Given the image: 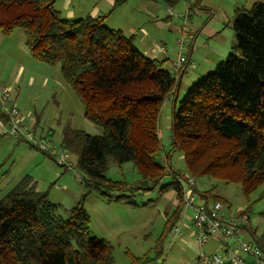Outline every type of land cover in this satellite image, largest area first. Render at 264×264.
<instances>
[{"label":"trees","instance_id":"trees-1","mask_svg":"<svg viewBox=\"0 0 264 264\" xmlns=\"http://www.w3.org/2000/svg\"><path fill=\"white\" fill-rule=\"evenodd\" d=\"M162 1L174 7L182 0ZM55 3L0 0V32L22 30L32 57L60 66L85 118L102 127L103 135L72 128L63 133L61 148L76 157L86 180L85 193L66 218L29 176L0 197V264H115L111 243L91 232L85 209L90 193L134 205V197L152 192L169 175L168 187L178 198L167 219L172 231L184 209L182 176L157 160L163 150L159 117L171 98L172 145L183 154L187 177L236 183L246 199L261 189L264 195V1L236 10V44L226 61L188 88L181 101L184 69L175 74L163 69L165 62L150 60L132 37L107 28L104 17L63 19ZM9 119L0 103V120ZM109 160L119 167L132 163L139 180L110 179ZM203 195L225 205L211 191ZM256 241L264 247V236Z\"/></svg>","mask_w":264,"mask_h":264},{"label":"rangeland","instance_id":"rangeland-1","mask_svg":"<svg viewBox=\"0 0 264 264\" xmlns=\"http://www.w3.org/2000/svg\"><path fill=\"white\" fill-rule=\"evenodd\" d=\"M255 1L264 0H230L231 4L247 9ZM231 4L222 5L227 15L224 28L226 34H234V12L229 7ZM61 5L62 3H58V7ZM186 10L187 8L184 13ZM202 14L195 9L191 10V16L186 20L187 26H196L197 23L203 26L213 16L208 12ZM162 35L167 36L158 41H162L169 51V62L164 64L163 69L174 74L173 63L179 56L187 58L189 44L185 43V50L179 55L180 46L177 41L182 40L183 35L177 30L164 32ZM198 50L200 56L208 51L200 47ZM227 57L222 61H226ZM211 59L210 66H207L201 57L194 56L183 77L178 94L179 101L183 99L188 88L202 77L213 73L222 62L215 56ZM0 84L10 89L11 101L7 106L16 104L25 117L23 136L14 137L0 133V197H5L25 176H29L37 183L38 191L46 193L49 200L59 206L60 214L66 218L68 211L77 205L86 189L85 176L76 167V157L69 154L73 169L66 170L58 165L56 156L36 148L24 132H30L35 142H51L57 149L56 154H60L63 133L67 128L82 130L93 136L103 135V128L85 118L83 105L73 88L64 80L61 67L44 65L32 57L26 45L25 34L20 29H16L9 36L0 32ZM172 113L173 98L166 101L159 117L158 133L163 150L157 160L167 164L174 172L187 176L183 154L174 150L172 145ZM109 161L107 176L110 179L126 180L130 183L139 180L132 163L119 167L112 160ZM172 180V175H169L152 192L134 197V205L108 202L99 192L90 193L85 209L91 219V232L95 237L111 243L115 264H133L134 258L144 260L143 264H197L195 253L188 254L178 249L183 247L182 238H175V234L169 230V224L167 225L168 217L178 207L177 192L168 187ZM183 184H186V180ZM196 186L199 193L196 199L198 203H203V194L211 191L213 196L224 199L228 212L234 213L238 208L247 211L256 238L245 232L242 234L244 241L256 243V239L264 236V195H259L263 189L246 199L236 183L202 178L196 180ZM164 188L167 189L162 191ZM193 215V210L183 209L181 219L185 216L191 218ZM177 226H181L179 222ZM185 235L188 238L189 233L186 231ZM212 246L213 240L204 250L212 252ZM217 251L216 253H221ZM157 252H161L160 256H157Z\"/></svg>","mask_w":264,"mask_h":264},{"label":"crops","instance_id":"crops-1","mask_svg":"<svg viewBox=\"0 0 264 264\" xmlns=\"http://www.w3.org/2000/svg\"><path fill=\"white\" fill-rule=\"evenodd\" d=\"M256 2L263 1H255L254 3ZM58 3H62L61 7H58ZM225 3L231 4L230 0H182L174 7H169L162 0H56L55 9L60 13L63 19L67 20H82L87 17H104L103 22L107 28L120 30L126 36L132 37L139 51L150 60L160 63L169 62L168 48L162 41H158L167 36L162 34H164V32L169 33L171 30H177L182 35H186L185 43L189 44L187 56L189 64L179 75L182 85L183 77L187 72L188 66L193 62L192 59L194 56L201 57L202 61L207 66H210L209 64H211L210 61L213 56L222 61L229 55L232 48L235 46V34H232V32L226 34L224 31L227 15L224 13V7H222V5L224 6ZM254 3H252V5ZM229 7L231 10L233 9L235 17L236 10L243 6L231 4ZM186 8L187 10L184 13V9ZM193 9L198 11L200 15H203L202 12H208L213 16L207 23H203V26L201 23H197L196 26L192 24L191 27H189L185 24L184 16L188 12V17H190V11ZM175 13L177 15H175ZM182 24L185 25L182 26ZM185 26L189 27L188 30L190 32H184ZM185 47L184 45V48ZM199 47L205 48V50L208 49V51H204L200 56ZM180 53L181 52H179V55ZM208 57H210L209 60ZM206 199L207 198H205V200ZM180 221L181 234L175 238H182L181 241L183 242L181 243L183 247L182 249H178L183 252H188V254L195 253L197 262L198 250L193 241V225L190 220V223L186 220L183 223ZM251 230L252 227L249 219V224L245 232L249 233L255 239ZM186 231L189 233L188 238L185 235ZM211 240H213L212 248L214 250L208 253H216L218 252L217 250L222 253V242L218 238ZM210 242L208 244H210ZM246 264H255V259L246 257Z\"/></svg>","mask_w":264,"mask_h":264},{"label":"built area","instance_id":"built-area-1","mask_svg":"<svg viewBox=\"0 0 264 264\" xmlns=\"http://www.w3.org/2000/svg\"><path fill=\"white\" fill-rule=\"evenodd\" d=\"M185 24L188 18V12L184 16ZM185 26L184 32H190ZM182 40L178 41L180 52L184 50L186 35L183 34ZM180 53V55H182ZM189 64L187 58L179 56L173 63V69L179 73ZM11 101L10 89L0 84V103L10 119L8 122L0 120V133L10 136H23L25 130V117L14 104L8 107ZM30 142H34L35 147L39 150L56 156L59 166L66 170H72L69 153L62 149L60 154H56L57 149L52 146L51 142H35L30 132H24ZM174 174L173 171H171ZM182 176V175H181ZM186 180V184L183 181ZM181 184L184 191L183 203L184 209H191L194 215L191 218L184 217L181 219L190 220L193 228L194 243L198 250L197 264H246V257L255 259V264H264V247L256 241L246 242L242 239L248 224L249 216L245 209L238 208L234 213L226 210L224 204L218 201L206 199L203 203L196 201L199 193L197 192L196 180L185 175L181 177ZM175 237L181 234V226L174 227L171 231ZM212 238H218L222 242V253H208L204 250L205 246Z\"/></svg>","mask_w":264,"mask_h":264}]
</instances>
